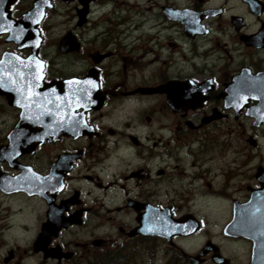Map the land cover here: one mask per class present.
Wrapping results in <instances>:
<instances>
[{
    "label": "flooded vegetation",
    "instance_id": "af4514ba",
    "mask_svg": "<svg viewBox=\"0 0 264 264\" xmlns=\"http://www.w3.org/2000/svg\"><path fill=\"white\" fill-rule=\"evenodd\" d=\"M96 1L110 0H0V229L29 231L11 213H38L23 255L1 263L133 264L161 242L163 264L176 248L193 264L209 243L198 264H264L261 218L238 223L251 237L225 233L234 209L264 208V0H149L158 10L130 47L80 29ZM57 3L72 5V28H55ZM213 194L230 210L211 234L197 201ZM160 212L188 230L150 229ZM199 240L194 254L177 247Z\"/></svg>",
    "mask_w": 264,
    "mask_h": 264
},
{
    "label": "rangeland",
    "instance_id": "374dc122",
    "mask_svg": "<svg viewBox=\"0 0 264 264\" xmlns=\"http://www.w3.org/2000/svg\"><path fill=\"white\" fill-rule=\"evenodd\" d=\"M102 1V0H99ZM156 2L158 0H155ZM173 2H179L180 4H185L186 0H169ZM95 6L93 7V11L91 13V22L88 25L81 26L80 29L83 31L88 28H95L96 31L92 30L90 33H95V34H107V33H113L115 34L118 38L122 39L124 36H127V42L126 44H129L128 46L130 47L131 45H136L138 41L133 42V38L136 34H138L137 29H132L138 24L141 19L144 20V24L146 25L150 21H147L148 18H150L154 13L157 12L158 7H156V4H153L152 1L149 0H110L109 3L106 5L104 8V11H101L98 7V1L95 2ZM72 5L67 4V3H57L56 8L54 9L56 14H59L54 20L58 23V25L55 28H72L74 26V22L76 21L75 18L73 17V13L71 11ZM110 11V12H109ZM114 12V13H113ZM61 13V14H60ZM111 13V18L109 17ZM118 17L124 18L120 22H116L115 19ZM106 19H109L110 21H107ZM51 22V20H49ZM95 22H99L100 24L94 25ZM116 22V23H114ZM129 27V28H124V27ZM111 28V30H109ZM111 31V32H110ZM102 34L99 35V38H102ZM262 149H264V141L262 142ZM244 156H240V158H243ZM208 179L211 180L212 186L217 185L221 180L219 176L216 178H213L211 173L208 175ZM237 183H244L247 181V179H241L237 178L236 179ZM236 195V193H235ZM215 200H219V197L216 196V194L212 195L211 199H208L205 201V203L202 200H198L197 206L201 205L205 207V214H206V222H207V229L210 233H214L215 231H218L216 229H212V223L215 225H222L224 222H226L229 218L228 215V210H230V197H223L222 198V204L216 203ZM16 208V207H14ZM31 211H34V209H30ZM28 210H24L22 213H11V216H13L12 223L14 225H17L19 222L26 223L28 226L31 227L29 231H21V230H16L13 229L12 226L7 227V228H1L0 229V264L1 263V258L2 256L6 253V251L9 248H13L14 246L17 247L18 253L22 254V249H26L30 241L32 240V237L36 231L32 229L36 215L38 214L37 212H28ZM33 213V215H32ZM36 214V215H35ZM228 215V217H227ZM7 218L11 217L6 214ZM208 217V219H207ZM5 218V217H3ZM205 218V217H204ZM210 219V220H209ZM4 219H2L3 221ZM21 223V224H23ZM220 230V229H219ZM206 231V230H204ZM208 233V232H205ZM211 233V234H212ZM82 235V233L80 234ZM65 236L69 237L67 233H65ZM72 237V236H71ZM206 237V235H202L200 240H203ZM222 238V235L219 233L216 234V241L220 242ZM82 241V238H79ZM200 240L196 244L195 247H188L185 245L183 241H176L177 242V247L182 248L188 253L194 254L199 245H200ZM15 241V242H13ZM165 248V245L162 244L161 242L159 243V251L157 253V256L155 259H152L150 257L151 254L143 253V257L141 260H135L133 264H163L166 260V258L172 254L170 253L167 256H164L162 254V250ZM37 257H33L31 259L25 257L20 264H36L38 261ZM48 264H54V261L52 260H47L46 261ZM174 264H188L184 262V259L182 256H180L178 249H175V254H174ZM204 264H211V261H206Z\"/></svg>",
    "mask_w": 264,
    "mask_h": 264
},
{
    "label": "water",
    "instance_id": "95a60500",
    "mask_svg": "<svg viewBox=\"0 0 264 264\" xmlns=\"http://www.w3.org/2000/svg\"><path fill=\"white\" fill-rule=\"evenodd\" d=\"M173 12L175 13H180L182 12L181 10H173L171 9ZM263 203V202H262ZM261 203V204H262ZM246 205V204H245ZM258 211V210H257ZM260 213H263L264 212V208L263 209H260L259 210ZM236 216H237V209L234 210V215H233V219L228 223V225L225 227V232L227 234H233L232 232H230L233 228H234V223L237 221L236 219ZM156 222L154 223V226L151 227L150 229L156 231V232H159L160 235L161 234H166L168 233V239L170 238V235L171 234H175L174 232H176L177 230H181V231H177L178 233H185L187 230H186V223H185V220L182 218L180 220L176 219H172L170 216L164 214L163 212H160L159 213V221L156 219L155 220ZM263 221H264V216H263ZM167 225V226H166ZM161 226V227H160ZM44 230V229H42ZM46 230L48 231V234L50 235V233H52V231L54 229L52 228H46ZM46 230H44V233H41L40 236L38 237V239L34 242V246L33 248L35 250H38L41 245L44 246V244H42L41 242V238H43V236L46 235ZM250 230L246 231L245 233L243 234H246L248 236L251 237L250 235ZM150 233V232H149ZM251 234H253V232H251ZM52 235V234H51ZM239 235V234H237ZM264 235V234H263ZM51 237V236H50ZM49 239V238H48ZM211 247L210 243L207 244V246L204 248V250H202L199 254V255H202L207 249H209ZM70 255V253H67L66 256L68 257ZM198 256H190L188 254H186V258L191 261L193 264H198L200 262V260L198 259ZM217 257H218V254H215L213 256V258L215 260H217ZM218 261V260H217Z\"/></svg>",
    "mask_w": 264,
    "mask_h": 264
},
{
    "label": "bare ground",
    "instance_id": "6f19581e",
    "mask_svg": "<svg viewBox=\"0 0 264 264\" xmlns=\"http://www.w3.org/2000/svg\"><path fill=\"white\" fill-rule=\"evenodd\" d=\"M167 226V225H166ZM161 227V226H160Z\"/></svg>",
    "mask_w": 264,
    "mask_h": 264
},
{
    "label": "snow or ice",
    "instance_id": "6c2138e0",
    "mask_svg": "<svg viewBox=\"0 0 264 264\" xmlns=\"http://www.w3.org/2000/svg\"><path fill=\"white\" fill-rule=\"evenodd\" d=\"M38 22V21H37Z\"/></svg>",
    "mask_w": 264,
    "mask_h": 264
}]
</instances>
